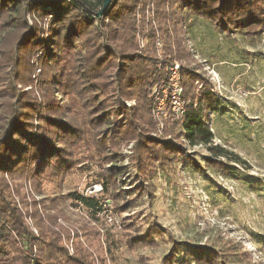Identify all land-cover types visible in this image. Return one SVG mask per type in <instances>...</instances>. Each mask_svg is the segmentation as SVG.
Wrapping results in <instances>:
<instances>
[{"label": "trees", "instance_id": "trees-1", "mask_svg": "<svg viewBox=\"0 0 264 264\" xmlns=\"http://www.w3.org/2000/svg\"><path fill=\"white\" fill-rule=\"evenodd\" d=\"M134 1L112 0L100 18L96 14L102 8V0H0V32L9 34L11 29H19L20 32L15 36L12 59L7 61L9 69L6 73L2 72L0 63V95L12 101L3 107L6 115L0 127V264H93L83 249L70 256L58 234L41 224V216L39 219L30 218L32 227L37 230V236L34 235L15 204L9 203L3 175L45 182L57 190L60 182L76 169L81 160L76 158V161L70 148L82 146L86 149L84 159L103 169L98 175L101 196L71 192L65 199L74 207L97 215L105 211L107 200H111L113 205L119 200L124 201L122 208L128 212L139 206L137 201L143 193L153 197L155 188L151 179L156 175L147 174V168L156 165L157 171H165L166 160L170 161V167L175 162L193 164L184 154L179 158L180 151L172 143L142 134L141 119H137L134 112L136 108H127L123 104L130 94H136L138 96L134 99L143 101L142 109L151 116L152 101H156L148 96L149 90L165 78L167 66L172 61L180 64L185 111L170 124L188 147L206 150L205 164L212 174L225 179L235 175V178L245 181V175L229 165L246 169L245 159L215 143L214 121L224 110V103L208 79L188 68L189 56L183 33L191 34L195 28L206 27L213 35L223 38L237 34L253 46L264 35V0L155 1L157 19L163 22L158 28L166 46L163 55L170 56V60L164 58L162 62L150 55L154 52V31L147 34L150 47L145 52L149 55L137 50L133 32ZM26 14L41 18L46 28L31 31L32 27L26 23ZM104 28L109 31L106 36L102 35ZM93 39L96 43H91ZM120 41L121 47L128 48V52L115 45ZM33 46L39 48L38 61L45 70L54 68L49 78L42 81V99L39 101L23 91L29 80L24 75L28 65L21 61L20 56ZM83 54L88 57H83ZM4 58L0 51V62ZM20 69H23L22 74ZM110 69L115 70L113 76L107 75ZM105 78L109 81H104ZM107 83L112 88L108 95L103 89ZM51 90H56L58 97L52 95ZM83 96L88 97L83 100ZM128 141H133L142 152L140 157L132 160L134 171L124 165L122 154L118 152L121 144ZM152 143L159 149L145 154L148 144ZM107 144L112 145L107 147ZM161 149L168 155L161 154ZM197 167L204 172L200 166ZM126 174L133 175L134 184L141 181L139 185H128L125 189L124 186L119 187L117 178ZM209 183L206 193L212 188V182ZM39 196L53 199L51 210L59 205L55 199L59 197L58 192L46 196L39 191ZM131 219L135 222L134 218ZM48 220L51 223L56 221L52 216ZM145 222L146 226L141 231L134 229L136 234L124 242L128 250L137 246L138 249H146L160 234L152 220L145 218ZM122 243L112 241L111 245L118 249ZM34 246L37 248L35 253ZM160 264L252 263L225 246L196 244L192 247L171 240L169 251Z\"/></svg>", "mask_w": 264, "mask_h": 264}, {"label": "rangeland", "instance_id": "rangeland-1", "mask_svg": "<svg viewBox=\"0 0 264 264\" xmlns=\"http://www.w3.org/2000/svg\"><path fill=\"white\" fill-rule=\"evenodd\" d=\"M155 1L157 0L134 1L133 32L137 50L146 55L145 51L150 43L147 34L154 31V52L150 55L162 62L164 58L170 60V56L163 55L166 46L158 31L163 22L157 19L159 17L156 14ZM26 23L28 27H32L31 31L46 28L41 18L30 14H26ZM169 26H172L171 22ZM19 33V29H11L9 34L0 32V51L5 55L0 62L3 73L9 69L7 61L12 59V45ZM108 34V29L104 28L102 35ZM183 34L189 56L188 68L208 79L212 86L216 87L214 91L224 103V110L214 121L215 143L227 147L245 159L246 169L229 165L235 167L239 174L248 177L243 176V182L240 178H235V175L225 179L212 174L205 164L208 157L206 150L202 147H188L170 124L178 118V110L172 108L165 93L160 89L164 85L162 82L169 77L170 70L176 65L180 68L179 62L172 61L167 66L165 78L149 90L148 96L155 97L159 93L164 98L161 104H157L156 100V103L152 101L151 116L145 114V109H142L143 101L134 99L138 96L136 94H130L123 104L127 108H136L134 112L136 118L141 119L142 134H148L151 139L172 143L180 151L177 156L180 158L184 154L183 156L191 159L193 164L183 165L181 162H175L170 167V161L165 159V171H157L156 165L147 168V174L156 175L151 179L154 191L148 188L153 197L143 193L137 201L139 206L129 209L128 212L122 208L124 201L119 200L113 205L111 200H107L105 211L97 215L90 214L78 206L74 207L65 199L71 192L84 196H101L102 188L98 184V175L103 169L84 159L86 149L82 146L70 148L75 159L81 160L76 159V169L66 175L57 190L45 182H33L17 175H3V185L9 193V203L15 204L23 221L32 229L34 235L37 236V230L32 227L30 218L39 219L41 216V224L58 234L62 246L70 256L76 250L83 249L90 255L93 264H160L162 257L169 251L171 240L175 243H187L192 247L196 244L219 248L225 246L252 264H264V35L259 42L251 46L237 34L223 38L221 35H213L206 27H198L191 34ZM91 43H96V40L93 39ZM115 45L120 46L121 51L125 49L124 52H128V48L121 47V41ZM39 51L38 47L33 46V49L20 56L21 61L24 60L28 65V68L24 69V75L29 80L27 87L23 86V91L29 92L38 101L42 99L40 88L43 79H48L54 71V68L45 70L41 65L38 61ZM83 57L88 56L83 54ZM21 70L23 69H20L19 73L22 74ZM209 70L215 72L217 83L210 81ZM114 71L110 69L107 75L113 76ZM104 81L109 80L105 78ZM109 83L103 88L107 95L112 92ZM55 92L56 90H51V94L56 96ZM45 97H48L47 94ZM87 97L83 96L81 99L85 100ZM11 102L0 95V127L6 115L3 107ZM97 130L96 128L95 131ZM153 144H148L145 154L159 149V146ZM111 145L107 144V147ZM121 145L118 152L122 154L124 165L134 171L132 160L140 157L142 152L133 141L123 142ZM160 152L167 154L164 149ZM197 166L204 172L199 171ZM154 170L157 171L156 174ZM132 177V174H126L117 178L119 187H131L135 182ZM208 181L212 182V188L206 193L205 189L210 184ZM140 182L134 185H139ZM259 184L261 187H258ZM39 191L46 196L58 192L59 197L55 199L59 205L51 210L53 199L42 198ZM49 216L56 221L49 222ZM131 218H134L135 222H132ZM145 218L156 224L160 234L153 238L152 246L146 249H138L137 246L128 250L124 242L136 234L134 229L141 231L146 226ZM112 241L123 243L118 249H114ZM108 243L112 250L109 249ZM35 248L36 246L33 247V253L37 251Z\"/></svg>", "mask_w": 264, "mask_h": 264}, {"label": "built area", "instance_id": "built-area-1", "mask_svg": "<svg viewBox=\"0 0 264 264\" xmlns=\"http://www.w3.org/2000/svg\"><path fill=\"white\" fill-rule=\"evenodd\" d=\"M209 71L210 81L217 83V77L215 72L213 70ZM214 78L216 79V81ZM180 79V68L179 65H176L170 70L169 77L165 78V80L162 82L164 84L163 88L160 89L161 92L165 93V97L169 100V103L172 105V108H177L178 117L182 116L185 111L184 103L182 102V97L184 93ZM213 87L215 90L216 87L214 85ZM154 98L158 102L157 104H161L164 102L163 95L161 96L159 93L158 96H155Z\"/></svg>", "mask_w": 264, "mask_h": 264}, {"label": "water", "instance_id": "water-1", "mask_svg": "<svg viewBox=\"0 0 264 264\" xmlns=\"http://www.w3.org/2000/svg\"><path fill=\"white\" fill-rule=\"evenodd\" d=\"M112 0H102V8L100 11L96 14L97 17L102 16V14L107 10L109 5L111 4Z\"/></svg>", "mask_w": 264, "mask_h": 264}]
</instances>
